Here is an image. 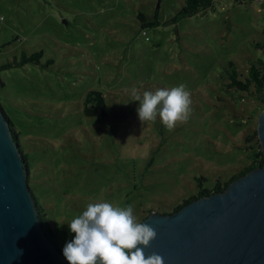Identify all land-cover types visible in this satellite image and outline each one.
Returning a JSON list of instances; mask_svg holds the SVG:
<instances>
[{"label":"rangeland","instance_id":"374dc122","mask_svg":"<svg viewBox=\"0 0 264 264\" xmlns=\"http://www.w3.org/2000/svg\"><path fill=\"white\" fill-rule=\"evenodd\" d=\"M186 0H0V106L27 156L29 186L63 250L67 222L88 203L134 205L142 222L171 214L248 168L259 150L256 94L230 88L264 60L263 0H214L191 17ZM185 84L187 122L141 123L131 89ZM104 94L106 115H87ZM96 104L94 102L90 107ZM203 179V180H201ZM205 179V180H204ZM58 223H63L62 225Z\"/></svg>","mask_w":264,"mask_h":264},{"label":"water","instance_id":"95a60500","mask_svg":"<svg viewBox=\"0 0 264 264\" xmlns=\"http://www.w3.org/2000/svg\"><path fill=\"white\" fill-rule=\"evenodd\" d=\"M257 132L264 154V111ZM142 223L157 233L146 257L156 253L164 264H264V165L225 191L171 214L152 212ZM0 264H69L39 223L29 173L1 109Z\"/></svg>","mask_w":264,"mask_h":264},{"label":"clouds","instance_id":"9594fccd","mask_svg":"<svg viewBox=\"0 0 264 264\" xmlns=\"http://www.w3.org/2000/svg\"><path fill=\"white\" fill-rule=\"evenodd\" d=\"M131 96L139 102L136 112L142 124L159 118L166 129L173 130L190 118L191 93L183 83L143 92L133 87ZM67 224L75 233L63 248L69 264H164L156 253L146 257L144 249L157 233L137 220L132 204L120 207L106 201L88 203Z\"/></svg>","mask_w":264,"mask_h":264},{"label":"trees","instance_id":"16d2710c","mask_svg":"<svg viewBox=\"0 0 264 264\" xmlns=\"http://www.w3.org/2000/svg\"><path fill=\"white\" fill-rule=\"evenodd\" d=\"M213 3H214V0H186L180 15L182 17H191L194 15H197V14L211 8L213 6ZM256 47L264 53V42L263 43H256ZM40 57H41L40 53L34 54L32 56H26L25 55V59L21 63H19L17 61L8 62V63H6L0 67V71L11 69L13 67L22 66V65H25V64L30 63V62L31 63L35 62V63L39 64ZM229 65H230L229 67H231L233 70L232 75L229 76L231 79L229 87L235 88L236 90L242 91V92H249V91L253 90L254 93L256 94V97H257L260 105L262 106V111H263L264 110V60L258 59L257 61L252 62L250 68L248 69V75H247V78L245 80L240 79L239 72L236 70L235 65L233 63H230ZM94 102H96V104L93 107H90ZM87 105L88 106L85 110L87 115H91V116H94V115L95 116H105L106 115V111H105L106 100H105L104 94H102L101 92H98L97 90L89 92L87 95ZM0 109L4 113L2 106H0ZM4 115L7 118V120L9 121V125L11 128L13 137H14L15 142L18 144V147L20 149L21 155H22L23 160L25 162V166H26L27 171L29 173V180H30L31 174H30V170H29V166H28L27 156L24 152L22 145L20 144L18 133L15 131L14 125L12 124V122L10 121L8 116L5 113H4ZM257 137H258V132L255 131L251 136H248V141L252 142L254 139H257ZM263 165H264V154L262 151L258 150L255 153V156H254V159H253L251 165L248 168H246L245 170H243L242 172H240L238 175H236L234 178H232V180L229 183L222 185L219 182L218 185L215 187V189L212 191L204 189V187L201 185L200 186L201 190L199 191V193L197 195L191 197L190 199L184 201L183 204L176 207L174 209L173 213L181 210V208L184 205L189 204L190 202H192L194 200H197V199L202 198V197L210 196L211 194H215L218 192L225 191L232 181H234L235 179H237L243 175H246L247 173L251 172L253 169H256V168L261 167ZM201 180H203V179H201ZM33 197H34V202H35V205H36V208L38 211L39 223H40L41 227L43 228L44 232L47 234L49 239L55 244L58 251L63 255V250L52 239V237H51V235L47 229L48 223H47V219H46L44 209L39 205V203H38V201L34 195H33Z\"/></svg>","mask_w":264,"mask_h":264},{"label":"built area","instance_id":"2783aa9c","mask_svg":"<svg viewBox=\"0 0 264 264\" xmlns=\"http://www.w3.org/2000/svg\"><path fill=\"white\" fill-rule=\"evenodd\" d=\"M0 20H3V18L1 17Z\"/></svg>","mask_w":264,"mask_h":264}]
</instances>
